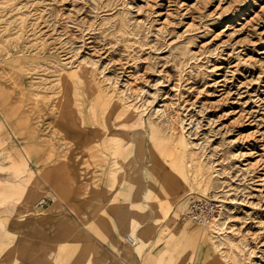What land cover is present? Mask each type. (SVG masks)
Here are the masks:
<instances>
[{"label":"rangeland","instance_id":"obj_1","mask_svg":"<svg viewBox=\"0 0 264 264\" xmlns=\"http://www.w3.org/2000/svg\"><path fill=\"white\" fill-rule=\"evenodd\" d=\"M147 247L264 264V0H0V264Z\"/></svg>","mask_w":264,"mask_h":264},{"label":"built area","instance_id":"obj_2","mask_svg":"<svg viewBox=\"0 0 264 264\" xmlns=\"http://www.w3.org/2000/svg\"><path fill=\"white\" fill-rule=\"evenodd\" d=\"M217 213L215 202L204 199L190 198L185 211V216L200 226L208 227ZM124 242L127 245H133L135 240L133 237L126 235Z\"/></svg>","mask_w":264,"mask_h":264},{"label":"crops","instance_id":"obj_3","mask_svg":"<svg viewBox=\"0 0 264 264\" xmlns=\"http://www.w3.org/2000/svg\"><path fill=\"white\" fill-rule=\"evenodd\" d=\"M154 241V239H152L151 240V242H153ZM125 243V242H124ZM136 244V241H135V243L133 244V245H127L126 243H125V245L128 247H132V246H134ZM139 245V244H138ZM135 247L136 246H134L133 247V249H135ZM134 252V251H133ZM149 257V249H148V247H147V251H146V249L144 250V251H142V253H140L139 254V264H141V260L143 259V260H145V259H147ZM119 258V257H118Z\"/></svg>","mask_w":264,"mask_h":264},{"label":"bare ground","instance_id":"obj_4","mask_svg":"<svg viewBox=\"0 0 264 264\" xmlns=\"http://www.w3.org/2000/svg\"><path fill=\"white\" fill-rule=\"evenodd\" d=\"M216 218H217V217H215V218L212 220L211 224L207 227L208 229H213V227H214V225H215ZM214 229H215V228H214ZM129 236H130V235H129ZM131 237H132V236H131Z\"/></svg>","mask_w":264,"mask_h":264}]
</instances>
